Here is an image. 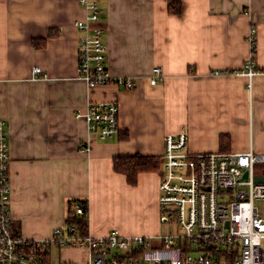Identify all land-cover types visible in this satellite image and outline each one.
<instances>
[{
	"label": "crops",
	"instance_id": "obj_1",
	"mask_svg": "<svg viewBox=\"0 0 264 264\" xmlns=\"http://www.w3.org/2000/svg\"><path fill=\"white\" fill-rule=\"evenodd\" d=\"M105 25L106 67L135 86H88L78 76L74 21L78 0H0V119L8 134L12 228L49 236L72 201L87 200V232L154 236L160 220V167L130 185L113 169L117 155L159 161L168 133L185 130L187 149L245 151L264 156V73L239 68L250 55L264 67V0H96ZM256 28L254 51L247 34ZM39 65L47 77L32 76ZM154 66L162 80L149 82ZM119 104L117 134L101 139L82 116L91 101ZM86 146L87 149L81 146ZM264 159V157H263ZM256 175H264V167ZM85 251L51 246L52 264H82Z\"/></svg>",
	"mask_w": 264,
	"mask_h": 264
},
{
	"label": "built area",
	"instance_id": "obj_2",
	"mask_svg": "<svg viewBox=\"0 0 264 264\" xmlns=\"http://www.w3.org/2000/svg\"><path fill=\"white\" fill-rule=\"evenodd\" d=\"M78 1L84 11L83 18L74 21L78 76L88 86L112 83L133 88L132 76H112L106 67L105 25L99 4L96 0ZM247 40L253 52V25ZM31 72L32 76L47 77L36 64ZM214 73L251 78L264 73V67L257 66L250 55L239 68L217 69ZM162 78L161 67L154 66L149 82L156 84ZM76 116H82L88 132L101 139L119 130V104L115 99L91 101ZM164 142L158 161V201L160 220L171 230L148 236L124 235L112 228L104 236H93L69 224L67 214L64 223L53 228L49 236L26 237L12 228L9 143L5 121L0 119V264H52L51 246L83 249L82 264H264V209L256 204L264 201V180L255 181L253 173L254 163L264 156L251 147L240 152H190L185 130L166 134ZM84 209L83 204L76 203V213Z\"/></svg>",
	"mask_w": 264,
	"mask_h": 264
},
{
	"label": "trees",
	"instance_id": "obj_3",
	"mask_svg": "<svg viewBox=\"0 0 264 264\" xmlns=\"http://www.w3.org/2000/svg\"><path fill=\"white\" fill-rule=\"evenodd\" d=\"M169 13H179L181 10L180 0H168L167 6ZM113 169L117 172L123 173L126 176V181L130 185H136L139 172L149 171L157 168L158 161L151 157L141 154L133 155H117L112 159ZM81 203L84 205V212L76 213L75 205ZM87 200L72 201L68 206L67 222L74 224L82 233H87Z\"/></svg>",
	"mask_w": 264,
	"mask_h": 264
},
{
	"label": "rangeland",
	"instance_id": "obj_4",
	"mask_svg": "<svg viewBox=\"0 0 264 264\" xmlns=\"http://www.w3.org/2000/svg\"><path fill=\"white\" fill-rule=\"evenodd\" d=\"M262 166L264 167V159L259 161V162H255L254 165H253V173L255 174L257 172V170L261 169ZM256 204L260 208L264 209V201L263 200L256 201ZM164 226L165 227L161 229L162 232H167L168 228L171 230V227H170L169 224H166V225L164 224ZM176 228H177L176 226H172V229L175 230Z\"/></svg>",
	"mask_w": 264,
	"mask_h": 264
},
{
	"label": "water",
	"instance_id": "obj_5",
	"mask_svg": "<svg viewBox=\"0 0 264 264\" xmlns=\"http://www.w3.org/2000/svg\"><path fill=\"white\" fill-rule=\"evenodd\" d=\"M247 175V172H244L243 176L245 177ZM255 181H263L264 180V175H256L254 177Z\"/></svg>",
	"mask_w": 264,
	"mask_h": 264
}]
</instances>
